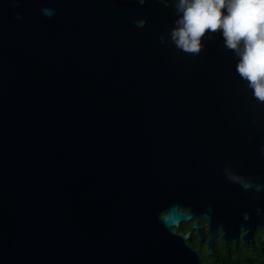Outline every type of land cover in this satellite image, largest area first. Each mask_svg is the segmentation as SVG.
<instances>
[{
  "label": "water",
  "instance_id": "obj_1",
  "mask_svg": "<svg viewBox=\"0 0 264 264\" xmlns=\"http://www.w3.org/2000/svg\"><path fill=\"white\" fill-rule=\"evenodd\" d=\"M174 4L0 0V264H201L173 228L212 253L252 207L214 155L264 145V101L219 33L172 43Z\"/></svg>",
  "mask_w": 264,
  "mask_h": 264
},
{
  "label": "clouds",
  "instance_id": "obj_2",
  "mask_svg": "<svg viewBox=\"0 0 264 264\" xmlns=\"http://www.w3.org/2000/svg\"><path fill=\"white\" fill-rule=\"evenodd\" d=\"M174 9L172 43L199 55L205 38H211L206 34L219 33L224 47L237 58V74L253 96L264 101V0H175Z\"/></svg>",
  "mask_w": 264,
  "mask_h": 264
},
{
  "label": "flooded vegetation",
  "instance_id": "obj_3",
  "mask_svg": "<svg viewBox=\"0 0 264 264\" xmlns=\"http://www.w3.org/2000/svg\"><path fill=\"white\" fill-rule=\"evenodd\" d=\"M261 125H264V116L257 124L258 127ZM261 131H264V127ZM228 149L231 152L214 156L216 159H223V163L231 165L230 177L235 182H242L245 187L251 185L248 192L253 199L252 207L240 209L241 219H238L239 217L235 219L232 231L224 232L221 227L216 229L212 253L207 252L209 239L207 220L193 216L190 221L182 222L178 227L173 228L177 234L188 233L187 243L198 252L201 264H211L209 256L213 253L216 264H224L229 259L255 264L253 261H257L258 256L264 252V145L228 146ZM195 222L204 233L202 241H199L196 230L192 228ZM223 234L232 240L223 243L221 240Z\"/></svg>",
  "mask_w": 264,
  "mask_h": 264
},
{
  "label": "trees",
  "instance_id": "obj_4",
  "mask_svg": "<svg viewBox=\"0 0 264 264\" xmlns=\"http://www.w3.org/2000/svg\"><path fill=\"white\" fill-rule=\"evenodd\" d=\"M214 257H215V254L214 253H213V255L209 256L210 261H211V264H216ZM253 262L255 264H264V252L258 256V260L257 261H253ZM224 264H247V263L245 261L244 262L243 261H241V262H235V261H232V260L229 259ZM250 264H253V263H250Z\"/></svg>",
  "mask_w": 264,
  "mask_h": 264
}]
</instances>
